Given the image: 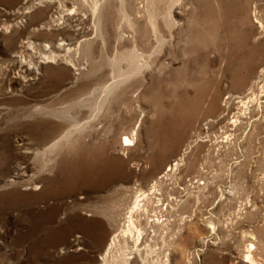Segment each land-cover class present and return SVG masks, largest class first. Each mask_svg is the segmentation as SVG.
I'll use <instances>...</instances> for the list:
<instances>
[{"label":"rangeland","instance_id":"1","mask_svg":"<svg viewBox=\"0 0 264 264\" xmlns=\"http://www.w3.org/2000/svg\"><path fill=\"white\" fill-rule=\"evenodd\" d=\"M262 24L264 0H0V264L101 261L72 245L94 237L80 198L110 239L124 225L113 191L134 184L100 186L156 166L176 211L151 264H264V93L251 117L238 105L264 86ZM20 51L56 61L33 73Z\"/></svg>","mask_w":264,"mask_h":264},{"label":"bare ground","instance_id":"2","mask_svg":"<svg viewBox=\"0 0 264 264\" xmlns=\"http://www.w3.org/2000/svg\"><path fill=\"white\" fill-rule=\"evenodd\" d=\"M262 26L264 25L262 24ZM23 44H28V45L24 47L21 46L22 48L25 49L27 48L28 50H31V48L35 49L31 41H25ZM45 47L51 48V46L48 44ZM252 49L259 53L260 58L264 56V48L262 43L254 44ZM24 52L25 51H20L21 56H19L20 60L18 61V65H19L18 67L20 69L22 67L27 66L29 67L28 70H32L33 73L40 74L39 64H52L54 61H56V53H54L53 51H51L49 54L40 53L41 61L39 62V64L33 59L32 56L25 57V55L23 54ZM65 60L67 61L66 58ZM139 61L140 59L138 57L133 58L130 67L133 68L135 67L137 69H140ZM263 66H264V61H263ZM119 69L121 70V67H119ZM254 71L255 69L253 68V66H251L250 73H253ZM262 73L264 75V67ZM240 84L242 86H246V79H243L240 82ZM117 85L118 82L117 83L115 82V84L112 85L111 88H114ZM250 88H249L250 94L247 97L238 98L239 100L238 105L240 104V108L239 107L238 108L240 112H245L244 115L246 116L250 115L251 117L253 113L251 105L254 104L255 102H257L259 105H262L261 102L262 95L260 96V94L264 93V86L260 88V84L258 83V84H254ZM257 88H260V91H258ZM228 97H229L228 98L229 101L226 102V104L230 105L231 100L233 99V95L231 96L230 94V96ZM240 117L235 118L236 120L234 123L240 121L241 119ZM124 139L125 140L122 143L123 147L129 148L134 146V142L130 138L125 137ZM145 163L149 165L148 162ZM127 164L129 165V161H127ZM156 167L158 168V170L152 169L151 176H148L149 174L147 173L141 175L137 172H133L130 169L126 170V168H122L118 170V174L121 173V175L115 176L110 181H105L100 186V188L106 189L108 187L113 188L117 184H120V182L121 183L126 182L128 185L134 184L133 187L127 188V190L119 189L117 187L113 191V195L111 198L115 202L116 209H118V212H120L119 215H121V217L124 218V225L121 228V230L115 233L110 239H108L107 237L104 225L100 221L95 219L98 216V214L104 213L102 211V208L99 206L97 207L95 203L93 204L90 198L87 197L85 198L82 196L80 199L84 201L78 204L80 206H83L84 209H86L84 211H86L85 214L87 217L81 218L80 227L85 229L86 232L91 233L94 237L90 236L91 240L87 242L83 237L78 236L73 240L72 245L76 247L83 246V248H80V250L81 249L91 250L92 243H95V245H99V250L97 251L100 256L99 260L101 261H97L96 264H118V263L110 262V260H112L110 259V256L114 252V250H118L121 253L119 255H121L120 257L123 258L124 260L123 264H131V261L134 260L136 256H139V258L142 261V264L153 263L154 262L153 255L154 254L156 256L159 255L157 248L158 244L155 245L151 244L155 240L154 236H156L157 234L161 236V234H164V231L170 228L168 219L166 218L167 217L166 214L171 213L168 207L170 206L173 208L174 211H176L175 207H173V202L175 200L174 194L173 193L168 194V192L165 190L164 179L169 174L163 173L162 167L160 166H156ZM177 167L178 164L176 163V165L171 166L169 171L172 172L175 169L177 170ZM18 174H20V176H26V174H28V171L20 167ZM86 175H88V173H86ZM15 181L16 180L14 179L12 180L13 183ZM41 188L42 187L35 185L32 188H27V189L39 190ZM111 198L110 197L100 198L98 203L106 204V202ZM93 205L95 206V209L99 211L96 210L91 211L90 208L94 207ZM69 223H70L69 227L75 226L78 223V218L76 217L70 218ZM209 229L212 230V233H215L216 225L210 223ZM249 238L255 239L253 235H250ZM164 240L165 239H163V241ZM250 245L252 248L254 247L253 244L250 243ZM168 261H169V256L167 255L166 262Z\"/></svg>","mask_w":264,"mask_h":264}]
</instances>
